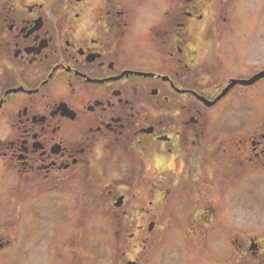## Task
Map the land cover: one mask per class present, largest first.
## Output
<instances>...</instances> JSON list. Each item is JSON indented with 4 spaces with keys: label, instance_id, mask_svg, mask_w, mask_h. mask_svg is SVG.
Returning <instances> with one entry per match:
<instances>
[{
    "label": "flooded vegetation",
    "instance_id": "flooded-vegetation-1",
    "mask_svg": "<svg viewBox=\"0 0 264 264\" xmlns=\"http://www.w3.org/2000/svg\"><path fill=\"white\" fill-rule=\"evenodd\" d=\"M247 4L0 0V176L27 212L48 193L60 221L111 205L138 238L136 194L160 193L148 208L185 210L190 235L245 215L240 255L264 263V201L239 205L264 184V56H243L253 26L238 34L234 13Z\"/></svg>",
    "mask_w": 264,
    "mask_h": 264
},
{
    "label": "rangeland",
    "instance_id": "rangeland-1",
    "mask_svg": "<svg viewBox=\"0 0 264 264\" xmlns=\"http://www.w3.org/2000/svg\"><path fill=\"white\" fill-rule=\"evenodd\" d=\"M239 2L247 4L246 0ZM234 13L241 21L236 24L238 34L253 26L254 37L248 39L250 48L241 50L243 56L263 57L264 0H250L246 8L239 7ZM244 180L245 177L237 180L239 188L248 186L247 182L240 184ZM5 182L0 176V264H128L130 261L134 264H249V259L240 255L239 247L246 238L242 234L251 227L245 215L238 214L237 223L232 225L223 220L202 225L204 236L199 231L190 235V226L183 221L185 210L165 208L163 204L150 209L147 201L150 198L160 201L162 194L137 193L136 198L141 197V203L146 204L142 212L147 218L141 236L131 238L129 235L137 231V226L120 223L118 209L111 205L102 209L94 207V210L81 208L73 222L60 221L55 193L44 194L42 210L34 208L27 212L25 194L10 190ZM260 189L254 193L249 189L242 191L246 195L239 205L264 201V184ZM126 191L129 200L136 199L132 189ZM106 195L114 200L117 194L106 190ZM163 198L166 199L165 194ZM151 223L152 228L148 229ZM233 232L241 235L237 236L236 243L234 236H230Z\"/></svg>",
    "mask_w": 264,
    "mask_h": 264
},
{
    "label": "water",
    "instance_id": "water-1",
    "mask_svg": "<svg viewBox=\"0 0 264 264\" xmlns=\"http://www.w3.org/2000/svg\"><path fill=\"white\" fill-rule=\"evenodd\" d=\"M256 77L257 76H254L253 78H250V79H248V80H241V79H238V80H233L232 82H231V84H233V83H236V82H240V83H251L252 81H254L255 79H256ZM218 97H220V95L218 96ZM217 97V98H218ZM217 98H215L214 100H212V101H210L209 102V104L210 103H213ZM152 223L148 226V229H151L152 228ZM134 262L133 261H130V262H128V264H133Z\"/></svg>",
    "mask_w": 264,
    "mask_h": 264
}]
</instances>
